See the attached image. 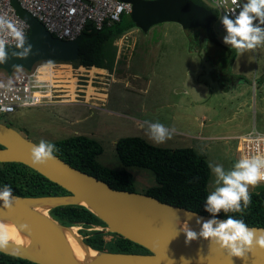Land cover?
<instances>
[{
    "label": "rangeland",
    "instance_id": "obj_1",
    "mask_svg": "<svg viewBox=\"0 0 264 264\" xmlns=\"http://www.w3.org/2000/svg\"><path fill=\"white\" fill-rule=\"evenodd\" d=\"M253 24L264 29L260 22ZM210 27L223 45L235 49L233 60L228 51L208 43L200 27L174 21L158 22L147 31L134 27L105 44L106 70L43 60L38 77L54 87V100L19 108L0 122L37 144L73 135L97 140L103 149L97 161L128 170L134 191L140 193L155 184L154 173L124 166L115 151L119 138L137 136L155 146L191 147L211 165V194L223 186L212 168L219 165L227 174L240 161L239 135L264 133V41L255 49L237 50L224 42L228 33L219 27V18ZM6 70L0 67V72ZM157 123L169 134L159 143L151 132ZM258 186L260 182L249 191ZM94 229L107 232L102 226Z\"/></svg>",
    "mask_w": 264,
    "mask_h": 264
},
{
    "label": "water",
    "instance_id": "obj_2",
    "mask_svg": "<svg viewBox=\"0 0 264 264\" xmlns=\"http://www.w3.org/2000/svg\"><path fill=\"white\" fill-rule=\"evenodd\" d=\"M124 1L131 3L130 14L144 31L164 21L208 30L216 16V11L201 0ZM242 1L244 5L248 3V0ZM17 11L29 24V34L16 44L3 47L5 57L0 61L1 68L8 71L18 67L31 69L41 60L72 61L77 58L80 37L73 40L59 39L27 11L19 7ZM255 21L260 22L259 18ZM38 145L18 130L0 122V162L23 163L70 193L41 198L75 197L105 223L106 231L119 234L148 250V253L97 250L98 257L92 264H264V250L256 247L255 241L253 251H246L241 258L232 256L229 249L221 247L219 242L199 235L203 223L211 220L220 223L227 219L162 202L146 193L115 189L105 181L73 167L53 152V160L43 165L33 164L31 149ZM34 198L39 197H21L11 193L12 208H3L4 202L0 200V211L10 212L17 225L29 235L31 242L46 249V255L30 257L21 244L12 242H8L2 251L39 264H80L62 233L21 203V200ZM79 202L60 201L57 205L81 204ZM170 217L185 220L197 238L186 242V236L174 227ZM247 227L255 232L256 237L264 234V227Z\"/></svg>",
    "mask_w": 264,
    "mask_h": 264
},
{
    "label": "trees",
    "instance_id": "obj_3",
    "mask_svg": "<svg viewBox=\"0 0 264 264\" xmlns=\"http://www.w3.org/2000/svg\"><path fill=\"white\" fill-rule=\"evenodd\" d=\"M131 15V14H128ZM138 27L133 18L123 16L120 21L102 29L86 26L80 37L78 56L73 62L83 69L106 68L103 65V49L126 31ZM197 28V27H196ZM204 31L205 39L232 55L235 49L223 45L213 29ZM146 31V30H145ZM43 60H41L42 62ZM69 62L64 60H57ZM54 145L53 153L73 167L91 174L115 189L134 191L133 175L126 169H112L97 161L102 153L101 144L84 135H73L48 142ZM115 151L124 166L147 168L154 173L155 184L144 193L158 198L162 202L185 207L202 214L219 216L225 219L242 220L247 226L264 227V183L249 191L251 201L245 207L241 201V211L221 210L213 214L206 211L207 188L211 174L210 166L204 155L191 147L167 148L155 146L141 137H121L115 142ZM11 187V193L21 197L62 196L70 194L55 182L44 177L36 170L18 162H0V190ZM49 215L60 224L80 226L83 241L99 251L122 253H148L143 246L112 232L94 229L106 227L105 223L83 204L69 203L51 207ZM107 235L112 238L108 239ZM0 264H39L19 255L0 250Z\"/></svg>",
    "mask_w": 264,
    "mask_h": 264
},
{
    "label": "built area",
    "instance_id": "obj_4",
    "mask_svg": "<svg viewBox=\"0 0 264 264\" xmlns=\"http://www.w3.org/2000/svg\"><path fill=\"white\" fill-rule=\"evenodd\" d=\"M225 29V15L235 20L242 10V0H209ZM17 7L27 11L53 36L62 40L77 38L86 26L102 29L131 13L132 5L124 0H0V45H14L27 37L29 24L20 16ZM226 30V29H225ZM17 32L21 35L17 36ZM36 65L0 72V117L19 108L36 106L51 101L54 87L38 77ZM237 151L240 160L253 156L264 158V133L251 130L239 136ZM264 171V168L261 169ZM260 183H264L261 181Z\"/></svg>",
    "mask_w": 264,
    "mask_h": 264
},
{
    "label": "clouds",
    "instance_id": "obj_5",
    "mask_svg": "<svg viewBox=\"0 0 264 264\" xmlns=\"http://www.w3.org/2000/svg\"><path fill=\"white\" fill-rule=\"evenodd\" d=\"M232 3H236V0H232ZM256 18H259L260 23L264 24V0H248L235 20L225 15L222 23L228 35L224 38V42L237 50L255 49L261 41H264V29L253 24ZM20 35L17 32V36L20 37ZM4 57L5 53L0 45V61H3ZM151 132L158 143L169 136L167 129L159 123L151 126ZM53 148L54 145L41 140L37 147L31 149L30 158L33 164L43 165L53 160ZM262 168H264V158L257 156L241 159L235 165V170L227 174L219 165L212 168V171L217 175V183L222 182L223 186L218 187L207 196L205 210L213 214L219 213L221 210L239 212L241 211V201L247 207L251 201L249 186L255 187L259 182L264 181ZM0 200L4 202L3 208H12L10 186L6 185L0 192ZM214 224L216 227H213ZM185 235L186 242L197 238V234L191 230H185ZM199 235L205 239L211 238L219 242L221 247L228 248L234 257L242 258L246 251H253L254 241L256 247L264 250V234L256 237L255 232L249 230L242 220L228 218L220 223L215 220L205 222ZM7 244L8 237L0 229V250L6 249Z\"/></svg>",
    "mask_w": 264,
    "mask_h": 264
},
{
    "label": "bare ground",
    "instance_id": "obj_6",
    "mask_svg": "<svg viewBox=\"0 0 264 264\" xmlns=\"http://www.w3.org/2000/svg\"><path fill=\"white\" fill-rule=\"evenodd\" d=\"M60 201L79 202L75 197H60L58 199L40 197L21 200V203L23 206L31 209L37 215L42 217L49 225L53 226L60 233H62L65 240L73 249L75 257L80 264L94 263V261L98 257V251L88 246L83 241V237L79 236V226L74 225L66 227L57 223V220L54 221L49 217V209L54 205H57V203H59ZM79 203L83 204L82 201H80ZM169 220L174 225V227H176L184 235L185 230H191L188 223L181 218L170 217ZM0 229H2V231L7 235L8 242L21 244L24 247L26 253H28V256L43 257L44 255H46V249L31 242L29 235H27V233L17 225L10 212L0 211Z\"/></svg>",
    "mask_w": 264,
    "mask_h": 264
},
{
    "label": "flooded vegetation",
    "instance_id": "obj_7",
    "mask_svg": "<svg viewBox=\"0 0 264 264\" xmlns=\"http://www.w3.org/2000/svg\"><path fill=\"white\" fill-rule=\"evenodd\" d=\"M40 63H41V61H40V62L38 61V62L36 63V65H43V64H46V63H43V64H40ZM38 76L40 77V75H38Z\"/></svg>",
    "mask_w": 264,
    "mask_h": 264
},
{
    "label": "crops",
    "instance_id": "obj_8",
    "mask_svg": "<svg viewBox=\"0 0 264 264\" xmlns=\"http://www.w3.org/2000/svg\"><path fill=\"white\" fill-rule=\"evenodd\" d=\"M106 70V68H104ZM242 135V134H241ZM240 136V135H239Z\"/></svg>",
    "mask_w": 264,
    "mask_h": 264
}]
</instances>
